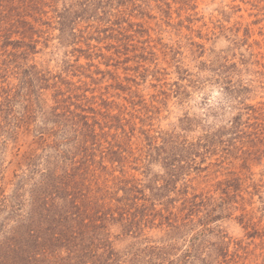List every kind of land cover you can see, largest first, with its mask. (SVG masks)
Returning <instances> with one entry per match:
<instances>
[{"label":"rangeland","instance_id":"obj_1","mask_svg":"<svg viewBox=\"0 0 264 264\" xmlns=\"http://www.w3.org/2000/svg\"><path fill=\"white\" fill-rule=\"evenodd\" d=\"M77 1L83 3L74 30L78 39L61 38L55 22L44 37L36 35L39 52L29 63L50 73L63 93L69 90L71 110L81 111L90 122L95 118L104 123L108 113L122 112L128 131L136 128L141 138L133 139L135 152L148 143L141 130L151 135L174 132L199 143L192 156L183 152L181 162L178 189L189 186V196L204 194L220 202L226 185L219 183L241 177L237 185L245 203H234L237 210L224 212L232 214L206 227L227 235L230 256L220 264H264V135L262 141L245 136L256 131L255 122L263 121L249 119L254 113L247 107L264 112V0H61L59 10ZM89 2L93 4L85 5ZM8 81L17 98L13 112L0 114V188L6 187L11 195L28 170L24 155L32 151L43 166L57 152L51 147L55 143L61 150H73L75 127L66 122L64 134L39 140L41 131L60 130L50 109L56 105L55 88L42 89L47 102L42 109L35 102L37 95L27 97L41 83L31 82L29 87L18 75ZM28 99L36 103L31 114L26 110ZM76 105H83L84 111ZM236 120L240 130L230 131ZM219 132L220 138L206 141L205 136ZM142 170L131 174L145 183L165 172L160 164L152 165L148 176ZM208 210L202 208L199 218ZM220 212L217 208L215 214ZM203 229L200 225L192 232L169 235L166 226L147 228L142 237L150 239L142 246L172 243L182 258L194 241L200 243L198 232ZM205 239L202 258L218 241L213 233ZM135 241L122 236L116 247L125 251Z\"/></svg>","mask_w":264,"mask_h":264},{"label":"trees","instance_id":"obj_2","mask_svg":"<svg viewBox=\"0 0 264 264\" xmlns=\"http://www.w3.org/2000/svg\"><path fill=\"white\" fill-rule=\"evenodd\" d=\"M60 1L0 0L1 116L13 112L17 97L8 80L12 75H18L21 84L41 83L39 89L27 97L37 95L35 102L42 109L47 103L42 89L55 88L56 105L50 109H53V122L60 130L41 131L39 140L43 141L47 134H64L66 130L62 128H66V122L75 127L71 129L75 133L73 150H61L55 143L51 147L57 152L48 157L43 166L36 163L32 151L28 152L23 157L28 170L16 182L13 193L9 195L6 187L0 188V264H179L180 260L181 264H220L221 259L230 256L227 235L223 230L206 226L230 216L232 213L224 212L237 210L239 206L234 203H245L243 190L240 184L237 185L241 177L219 183L226 185V196L220 198V202L214 196L204 194L189 196V186L178 189L184 168L181 162L183 152L192 156L199 143H190L174 132L151 135L150 130H141L148 143L135 152L133 139L141 138L137 136L136 128L128 131L129 122L123 123L122 112L108 113L103 123L95 118L90 122L81 111H72V97L66 95L69 90L63 93L59 81L50 73L39 69L37 63H29L35 61L39 52L36 35L44 37L55 28V22L60 25L61 38L78 39L74 30L81 18L79 6L83 3L65 4L60 11ZM28 102L26 110L31 114L34 102L30 99ZM76 108L84 111L83 105H76ZM247 108L254 113L249 119L261 118L263 121L255 122L256 131L245 133V136L262 137L259 139L262 141L264 112L255 106ZM59 109L66 111L58 112ZM239 127L240 122L236 120L229 130L238 131ZM112 130L116 132L111 133ZM222 134H208L205 139L209 143ZM154 164H160L165 172L152 178L150 183L131 174L132 170L143 169L142 173L148 176ZM202 208L209 210L204 218H199ZM217 208L222 209L220 214H215ZM244 218L243 215L242 220ZM200 225L204 226L198 232L202 238L200 243L194 241L182 258L174 252L177 247L172 243L142 246L150 239L142 237L147 228L163 229L166 226L170 235L192 232ZM209 233H213L218 241L210 248L215 247V250L202 258V247ZM122 236L136 239L131 249L121 251L116 247V241Z\"/></svg>","mask_w":264,"mask_h":264}]
</instances>
